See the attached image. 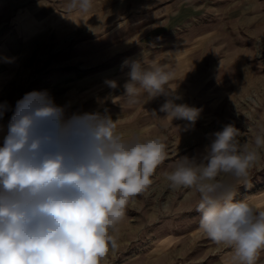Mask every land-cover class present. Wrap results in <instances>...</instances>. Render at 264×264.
Masks as SVG:
<instances>
[{
	"label": "rangeland",
	"instance_id": "obj_1",
	"mask_svg": "<svg viewBox=\"0 0 264 264\" xmlns=\"http://www.w3.org/2000/svg\"><path fill=\"white\" fill-rule=\"evenodd\" d=\"M68 3L0 0V103L9 105L0 146L16 102L33 91H47L67 115H110L125 139L161 138L168 157L153 189L128 207L119 246L103 264H221L229 250L200 230L198 196L168 189L163 174L178 157L203 153L226 124L249 141L264 124V0H93L87 13ZM130 60L172 71L168 88L182 97L175 102L201 109L195 124L163 118L164 96L147 102L141 91L129 104L123 86ZM251 185L239 187L234 200L264 205V159Z\"/></svg>",
	"mask_w": 264,
	"mask_h": 264
},
{
	"label": "clouds",
	"instance_id": "obj_2",
	"mask_svg": "<svg viewBox=\"0 0 264 264\" xmlns=\"http://www.w3.org/2000/svg\"><path fill=\"white\" fill-rule=\"evenodd\" d=\"M67 7L87 13L93 0H69ZM125 65L129 104L139 102L141 91L147 102L164 96L163 118L195 124L201 109L175 102L182 97L168 88L172 71L144 60ZM8 110L0 103V119ZM151 115L161 118L155 110ZM210 135L203 153L175 160L163 174L166 186L198 196L200 230L229 250L221 264H257L264 252V205L234 197L239 187L252 186L251 171L264 159V124L251 141L234 124ZM167 157L159 137L125 139L106 113L67 115L47 91L26 93L0 146V264H103L119 246L128 207L153 189L154 173Z\"/></svg>",
	"mask_w": 264,
	"mask_h": 264
}]
</instances>
